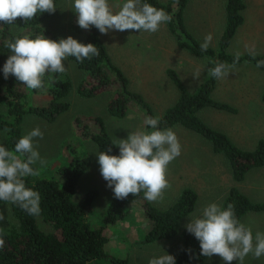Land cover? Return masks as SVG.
<instances>
[{
	"label": "rangeland",
	"instance_id": "374dc122",
	"mask_svg": "<svg viewBox=\"0 0 264 264\" xmlns=\"http://www.w3.org/2000/svg\"><path fill=\"white\" fill-rule=\"evenodd\" d=\"M108 2L116 12L125 0H108ZM243 2L244 22L237 28L227 52L263 54L264 0H243ZM73 5L74 0H58L55 12L43 22V26L55 32L59 40L71 36L82 43L85 29L77 33L72 28L73 21L77 20ZM224 5L225 0H189L184 10L187 30L202 43L205 36L211 34L212 41L209 46L216 47L224 27ZM101 38L114 63L126 74L129 88L142 94L155 117H160L178 97L175 85L164 76L165 67H174L178 70L188 90H192L207 77L205 59H194L179 49L167 32L165 24H162L155 33L111 30L107 34H101ZM11 54L9 51L7 59ZM64 64L66 71L62 74L72 83L71 91L64 98L70 103V108L53 122L32 114L26 115L22 121V134L24 136L36 127L44 133L43 139L36 138L37 150L46 162L40 170V176L56 175L59 166L67 165L72 156L67 145L75 147L80 156L89 157L90 164L79 179L73 198L74 201L80 202L88 190L94 188L98 191L89 213V221L93 226L99 227L103 225L105 212L114 195L112 189L107 187V181L102 177L98 163V152L106 151L91 137H81L74 120L76 117L84 118L82 122L87 125L88 130L97 133L100 127L92 118L100 116L107 133L114 142H117L118 139H126L130 132L146 131L147 117L145 118L144 113L133 105L129 106L125 117H112L106 108L112 96L109 91L91 98L78 96L76 87L85 77V72L68 58ZM197 71L199 76L194 78V73ZM15 80L20 90L24 92L30 90L16 77ZM263 87V70L253 64L236 65L233 73L227 78L217 80L216 88L212 92L213 99L228 103L236 108V112L206 107L199 111V117L211 128L225 133L238 147L242 149L255 147L259 138H264V133L260 132V129L264 132V119L252 118L253 111L262 112V115L264 113V104L259 101ZM0 112L5 113L4 106H0ZM171 129L176 133L181 144V155L168 165L167 179L170 187L164 191L163 198L155 202H150L144 197L131 200L124 207L125 215L122 220L104 227V233L108 237L105 250L110 256L127 258L128 264H148L150 259L164 255L165 252L176 258L182 231L189 219L199 216L203 208L211 203L221 206L228 190L236 184L232 179L227 160L222 154L213 151L212 144L208 140L180 125ZM0 144L11 150L4 131L0 132ZM184 187L193 188L198 194V199L194 210L179 221L177 234L170 239L150 244L143 243L144 235L152 226L151 220L145 214L143 202L147 201L158 209H166L173 204ZM0 211L6 217L4 221H0V226L16 223L10 203L0 204ZM241 222L252 229L254 236L256 232L264 233V211L247 212L241 218ZM39 225L43 229H48V226L40 221ZM110 256L97 259L91 264H111ZM203 264H227V262L218 255H213L211 258L207 257ZM231 264L238 262L234 260ZM243 264H264V256L257 259L249 254Z\"/></svg>",
	"mask_w": 264,
	"mask_h": 264
},
{
	"label": "trees",
	"instance_id": "16d2710c",
	"mask_svg": "<svg viewBox=\"0 0 264 264\" xmlns=\"http://www.w3.org/2000/svg\"><path fill=\"white\" fill-rule=\"evenodd\" d=\"M147 2L173 17L170 22L164 23L168 32L173 36L178 47L197 58H204L207 70L215 67L216 61L231 65L236 59V54L228 53L227 48L237 28L244 22L243 0H225L223 31L217 46H209L206 52L201 51L202 42L185 26L184 10L189 0L164 2L147 0ZM57 3L58 0H54V4ZM51 14L38 12L32 20L24 21L22 18H17L12 25L0 22V106L5 107V113L0 112V132L5 128L11 129L6 133L7 143L11 149H14L18 139L23 136L22 121L26 115L32 114L53 122L70 108V103L64 98L71 91L72 83L62 73L46 74L41 89H30L27 92L18 88L13 75L10 74L5 79L3 74V66L10 51L6 47L8 42H15L22 36L34 39L38 35L59 41L55 32L43 26V22ZM72 28L77 33L83 30L76 19L72 23ZM84 31L85 37L82 43L94 44L100 54L83 62H77L75 57H68L85 72V77L76 87L77 95L91 98L109 91L112 96L106 108L112 117H125L131 105L138 107L145 118L155 117L142 94L129 88L126 74L114 63L99 30L90 26V29ZM261 60H264V53L259 55L244 53L240 54L236 65L257 66V62ZM260 69L264 71V67ZM166 72L178 89L179 96L159 117L161 129L180 125L208 140L212 144L213 151L222 154L227 160L234 182L243 180L250 169L264 166V139H259L251 150L242 149L225 133L211 128L199 117V111L206 107L236 112L235 107L212 98L218 79L212 77L208 71L207 77L195 90L190 91L174 69L168 68ZM261 100L264 101V87ZM92 119L99 124L100 130L97 133L88 130L87 125L82 122L84 118L76 117L74 123L80 136L91 137L104 151L111 147V152L108 153L110 155H119V148L112 144L115 142L107 133L103 119L100 116ZM151 130L147 125L146 131ZM67 147L68 150L70 148L72 156L67 165H61L56 169V175L24 178L27 187L40 193L41 213L38 216H31L18 205L10 203L16 223L0 226V236L5 239V246L0 248V264H91L97 259L109 257L105 250L108 237L104 233V227L122 220L125 215L124 207L128 202L144 197L143 190L137 196L129 194L124 200L117 199L113 195L105 212L103 225L93 226L89 221V213L98 191L94 188L88 190L80 202L74 201L73 198L77 183L87 170L90 159L87 156H80L75 147L68 145ZM197 197L193 188L184 187L173 204L166 209H158L144 201L145 214L151 220L152 226L144 235L142 242L150 244L173 238L178 232L179 221L194 210ZM5 203L8 202L0 201V204ZM228 204L234 205L235 214L240 221L247 212L264 211V202L251 201L236 186L228 190L221 207L226 208ZM39 221L48 226V229L40 227ZM206 258L201 255L199 241L185 228L182 231L175 264H203ZM110 259L111 264H128L127 258L110 256Z\"/></svg>",
	"mask_w": 264,
	"mask_h": 264
},
{
	"label": "clouds",
	"instance_id": "9594fccd",
	"mask_svg": "<svg viewBox=\"0 0 264 264\" xmlns=\"http://www.w3.org/2000/svg\"><path fill=\"white\" fill-rule=\"evenodd\" d=\"M77 23L82 29L94 26L101 34L111 30L120 32L138 30L155 33L173 17L163 9H157L147 0H125L114 12L108 0H74ZM54 0H0V22L12 25L17 18L32 20L39 13H53ZM212 35L208 34L201 43V51H207ZM6 47L12 53L3 66L4 78L13 75L29 89H41L46 74L64 73V61L75 57L77 62L99 56V49L92 43L83 44L73 37L59 41L38 35L8 42ZM254 55V52H250ZM240 53L231 65L216 61L209 74L216 79L227 78L233 73ZM264 67V60L257 62ZM199 72L194 73L198 78ZM159 117H147L145 123L151 131L130 132L126 139L112 143L119 148V155L98 152L100 172L107 187L112 189L115 198L124 200L129 194L137 196L143 190L144 199L155 202L163 198L164 191L170 187L167 179L168 165L181 155V144L171 128L161 129ZM11 129L5 128L7 133ZM44 133L34 128L16 142L14 149L0 144V201L18 205L31 216L41 213L40 193L27 187L25 177L40 174L46 163L36 147V138L43 139ZM39 165L40 167H34ZM6 217L0 211V221ZM186 231L193 234L200 243L201 255L211 258L218 255L227 264L237 261L243 264L252 254L259 259L264 256V233L256 232L242 223L236 216L234 205L223 208L211 203L203 208L199 216L189 219ZM5 239L0 236V248ZM148 264H175V257L167 254L153 257Z\"/></svg>",
	"mask_w": 264,
	"mask_h": 264
},
{
	"label": "crops",
	"instance_id": "0c3cea01",
	"mask_svg": "<svg viewBox=\"0 0 264 264\" xmlns=\"http://www.w3.org/2000/svg\"><path fill=\"white\" fill-rule=\"evenodd\" d=\"M165 28H166V25H165ZM167 30V28H166ZM223 31V29H222ZM168 32V30H167ZM169 33V32H168ZM222 33V32H221ZM169 35L173 38V36L169 33ZM173 41H174V44L178 47L175 39L173 38ZM179 49L185 51L190 57L196 59L197 57L189 54L186 50L178 47ZM199 59V58H197ZM206 63V62H205ZM206 65V64H205ZM168 68H172L174 69L177 73H178V70H176L174 67H165L164 70H163V73H164V76L165 78H169L168 74H167V69ZM207 68V67H206ZM179 75V73H178ZM208 75V74H207ZM180 79L182 80L181 76L179 75ZM170 79V78H169ZM205 79V78H204ZM171 80V79H170ZM172 81V80H171ZM183 82V80H182ZM183 84L186 86V88L188 89L187 85L183 82ZM199 85V84H198ZM197 85V86H198ZM196 86V87H197ZM176 87V86H175ZM194 87L192 90L190 91H193L195 90ZM177 89V88H176ZM177 92H178V96H179V91L177 89ZM262 92V90H261ZM178 98V97H177ZM177 100V99H176ZM259 101L261 103L264 104V101L261 100V93H260V99ZM221 111V110H219ZM252 118L254 119H257V120H262L264 119V113L262 115V112H256V111H253V115H252ZM253 127H256L255 125H252ZM260 129V128H259ZM260 132L261 133H264L262 132V129H260ZM262 139H264L263 137H261ZM260 139V138H259ZM257 143V142H256ZM254 146L250 147V148H245L246 150H251L253 149ZM235 186H237L238 190L240 192H242L243 194H245L251 201L253 202H264V166L262 167H256V168H252L250 169L243 180L239 181V182H236ZM197 193V192H196ZM198 195V194H197ZM198 199V197H197ZM197 203V202H196Z\"/></svg>",
	"mask_w": 264,
	"mask_h": 264
}]
</instances>
